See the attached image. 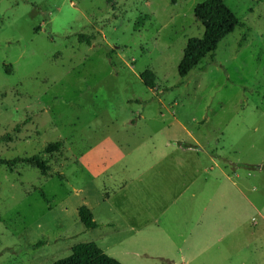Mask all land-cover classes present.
<instances>
[{
  "label": "rangeland",
  "instance_id": "1",
  "mask_svg": "<svg viewBox=\"0 0 264 264\" xmlns=\"http://www.w3.org/2000/svg\"><path fill=\"white\" fill-rule=\"evenodd\" d=\"M203 1L0 0V157L64 143L49 176L0 165V264H264V0H224L240 25L182 78Z\"/></svg>",
  "mask_w": 264,
  "mask_h": 264
},
{
  "label": "trees",
  "instance_id": "2",
  "mask_svg": "<svg viewBox=\"0 0 264 264\" xmlns=\"http://www.w3.org/2000/svg\"><path fill=\"white\" fill-rule=\"evenodd\" d=\"M195 16L204 25V32L199 38L188 41L183 57L178 66L179 75L184 78L191 70L214 53L221 40L232 33L240 21L224 0H205L195 7ZM80 41H87L86 35L80 36ZM142 78L149 88H154L155 78L151 71L142 74ZM6 138L10 139L7 134ZM3 137V138H5ZM63 141L49 142L39 153L30 156L14 158L0 157V165L13 171L18 166H30L38 169L43 175L49 176L52 171L51 160L63 153ZM43 194V193H42ZM45 197V195L43 194ZM79 218L87 230L99 226L94 219L91 209L81 206L78 210ZM1 220V216H0ZM39 244V243H37ZM37 244L35 246H37ZM52 264H123L118 259L108 255L96 242H80L72 247L71 254L54 261Z\"/></svg>",
  "mask_w": 264,
  "mask_h": 264
},
{
  "label": "crops",
  "instance_id": "3",
  "mask_svg": "<svg viewBox=\"0 0 264 264\" xmlns=\"http://www.w3.org/2000/svg\"><path fill=\"white\" fill-rule=\"evenodd\" d=\"M184 149L190 150V149H192V147L184 148ZM182 154H183V152H182ZM185 162H186L185 160H183V161H181V160H175V165H177L179 167H182L183 166V167L186 168L187 163H185ZM187 162H189L188 159H187ZM216 166H219V164L216 163ZM205 169H207V167ZM202 170H203V168L200 170L198 167H196V168L193 169V172H194V177H193L194 179L193 180L190 179V173H191V171H188V172L186 171L187 175H189V178L187 177V180H186V185L184 186V187H186V189H188L192 184H194L196 182L205 183L206 181H208V178L209 177H207V173L206 172L201 173ZM215 177H216V179L217 178H220L221 181H222V178L223 177H224V181H226L227 179L228 180L234 179L232 175H229L228 173H226V171H224L222 169H221V173L218 174ZM233 184H236V183L233 181ZM240 192L242 193V196H244L246 198L247 194H245L242 190H240ZM192 196L193 197H196V194H193Z\"/></svg>",
  "mask_w": 264,
  "mask_h": 264
}]
</instances>
